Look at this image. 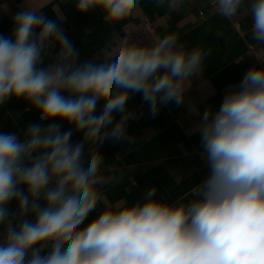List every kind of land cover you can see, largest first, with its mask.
<instances>
[{
  "label": "clouds",
  "instance_id": "9594fccd",
  "mask_svg": "<svg viewBox=\"0 0 264 264\" xmlns=\"http://www.w3.org/2000/svg\"><path fill=\"white\" fill-rule=\"evenodd\" d=\"M70 2L80 14L98 9L109 25L138 6ZM185 3L155 0L165 14ZM210 5L229 21L250 17L256 63L228 86L218 109L196 110L191 131L208 169L203 182L174 201L153 185L129 203L106 197V186L122 177L105 164L101 146L134 142L128 122L136 118L129 108L135 94L152 117L181 105L212 50L188 47L175 31L148 30L142 39L125 26L82 60L57 22L62 14L51 19L41 0H25L12 34L0 33V107L23 100L25 111L47 123L0 132V264H264V0ZM98 206L103 211L86 223Z\"/></svg>",
  "mask_w": 264,
  "mask_h": 264
},
{
  "label": "crops",
  "instance_id": "0c3cea01",
  "mask_svg": "<svg viewBox=\"0 0 264 264\" xmlns=\"http://www.w3.org/2000/svg\"><path fill=\"white\" fill-rule=\"evenodd\" d=\"M41 3L46 5L43 13L47 17L57 19V12L62 14L63 19L57 22L80 50L82 60L95 56L113 31L125 22L138 20L144 15L151 19L159 33L175 31L188 47L201 46L212 50L204 71L192 78L181 105L170 103L152 117L141 94H135L129 108L136 118L128 122V134L134 142L109 140L100 148L106 157L105 164L115 165L113 175L122 177L119 183L106 186V197L111 202L126 199L133 203L153 185L158 187V195L173 201L184 193H191L197 184L203 182L208 171L201 159L200 136L191 131L199 120L196 110L202 114L208 107L218 109L228 86L237 84L247 69L255 64L247 47V42H252L250 17L241 15L235 20L240 24L242 36L232 21L215 13L210 0H186L182 8L170 14L157 9L155 0H138L132 16L115 25L105 23L98 9L78 13L70 0H41ZM24 6L25 0H0V33L12 34L13 17ZM27 107L23 100L15 99L0 107V132L20 134L31 123H47L39 120L35 110L25 111ZM101 108L102 105L97 112ZM68 127L64 125L65 130ZM81 138L82 134L74 132L72 141L79 142ZM101 211L103 207L98 206L86 223Z\"/></svg>",
  "mask_w": 264,
  "mask_h": 264
},
{
  "label": "built area",
  "instance_id": "2783aa9c",
  "mask_svg": "<svg viewBox=\"0 0 264 264\" xmlns=\"http://www.w3.org/2000/svg\"><path fill=\"white\" fill-rule=\"evenodd\" d=\"M232 25L235 27V29L243 36V33L240 31V24L238 23V21H232L231 22ZM127 26L129 29L135 30L137 32H134L133 35L136 36L137 38H142L145 39L146 38V33L148 30H154L155 32L159 33V31L155 28L153 22L151 21V19L148 16H143L138 20H129L127 22H125L119 29H116L113 31V33H120V35L124 34V27ZM251 26V22L249 27ZM252 42H247V47H248V51L250 52V54L252 55ZM255 63L256 60L253 57ZM116 159H119L118 155H115ZM208 171L205 172V178L207 176Z\"/></svg>",
  "mask_w": 264,
  "mask_h": 264
}]
</instances>
